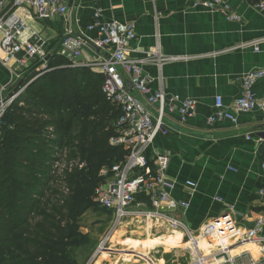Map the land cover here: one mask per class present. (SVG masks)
Instances as JSON below:
<instances>
[{
	"label": "crops",
	"instance_id": "0c3cea01",
	"mask_svg": "<svg viewBox=\"0 0 264 264\" xmlns=\"http://www.w3.org/2000/svg\"><path fill=\"white\" fill-rule=\"evenodd\" d=\"M223 1L240 16V21H228L224 13L197 7L192 0H67L66 17L44 21L30 10L19 9L18 14L29 28L24 39L35 33L38 39L34 44L41 47L45 57L44 61L40 57L29 60L23 69L32 66L31 69L17 76L19 66L3 65L0 52V97L5 89L6 96L10 95L32 71L44 70L47 58L60 49L65 33L89 41L97 38V31L89 30L95 12L101 11L106 21L133 24L136 38L129 45L128 59L142 64L145 74L154 80V89L161 80L168 97L198 103L197 116L185 125L173 124L168 135L155 140L147 157L169 156L167 176L173 186L170 194L189 203V209L180 217L187 231L198 238L204 255L228 249L232 256L249 253L257 258L259 246L249 241L247 234L256 219L264 215V109L237 115L236 124L224 120L210 125L208 118L214 114L217 97L230 105L242 93V77L264 68V12L254 7L258 0ZM158 49L168 59L161 70L152 57ZM94 58L85 49L77 64ZM254 91L258 98L264 95V79L254 86ZM176 119L174 115V122ZM107 212L116 224L115 214ZM225 215L234 222L232 235L203 238L199 231ZM84 216L79 220L81 232L90 241L80 256H90L87 264H148L149 259L155 260L151 257L157 250L170 254L180 251L187 258L186 264L190 263V244L183 228H174L162 219L135 216L122 220L123 229L111 230L109 239L105 236L99 240L87 229L82 231ZM156 262L164 264L160 259Z\"/></svg>",
	"mask_w": 264,
	"mask_h": 264
},
{
	"label": "trees",
	"instance_id": "16d2710c",
	"mask_svg": "<svg viewBox=\"0 0 264 264\" xmlns=\"http://www.w3.org/2000/svg\"><path fill=\"white\" fill-rule=\"evenodd\" d=\"M58 51L0 120V264H77L79 220L128 154L110 142L120 110L102 74Z\"/></svg>",
	"mask_w": 264,
	"mask_h": 264
},
{
	"label": "built area",
	"instance_id": "2783aa9c",
	"mask_svg": "<svg viewBox=\"0 0 264 264\" xmlns=\"http://www.w3.org/2000/svg\"><path fill=\"white\" fill-rule=\"evenodd\" d=\"M192 2L197 7L224 13L228 21H240V16L223 0ZM254 7L264 12V0H258ZM19 9L32 11L40 21L69 14L67 0H0V52L2 64L6 67L12 63L25 67L29 60L40 57L44 61L45 57L41 47L34 44L38 39L35 33L24 39L29 28L18 14ZM94 20L89 30H96L97 38L89 41L67 32L58 52L77 64L84 50L89 49L96 58L82 66L98 68L103 76V93L120 110L115 122L116 136L110 142L122 146L128 154L121 163L103 170L106 182L96 189L92 197L94 205L113 212L117 224L124 219L142 216L162 219L174 228L185 229L190 244L189 264H264V215L256 219L253 229L247 234V239L259 246V257H252L249 253L232 256L228 249H219L209 255L201 252L198 238L187 231L180 217L189 209V203L174 199L170 194L173 186L167 176L169 156L157 154L148 158L146 155L159 136L172 131L173 124L185 125L194 119L198 114V103L178 96L168 97L161 80L159 87L154 89V80L145 74L142 64L128 59L129 45L136 38L133 24L106 21L101 11L95 12ZM152 57L160 70L168 63L159 49L152 53ZM262 79L264 68L246 73L241 79V95L230 105H225L223 99L217 97L214 114L208 118V123L212 125L229 120L236 124L237 115L264 109V95L258 98L254 91V86ZM15 100L13 91L6 97H0V120ZM174 115H177L176 122ZM261 168L264 180V163ZM189 186L194 185L189 183ZM234 231L233 220L225 215L199 232L203 238L215 236L223 239Z\"/></svg>",
	"mask_w": 264,
	"mask_h": 264
},
{
	"label": "rangeland",
	"instance_id": "374dc122",
	"mask_svg": "<svg viewBox=\"0 0 264 264\" xmlns=\"http://www.w3.org/2000/svg\"><path fill=\"white\" fill-rule=\"evenodd\" d=\"M31 67L32 66L25 68V69H23L24 67H19V69H18L19 73H17V76H21L23 73L30 70ZM21 69H23V70L20 72ZM18 71H16V72H18ZM42 71L43 70L37 71V72L32 71L31 73L35 74V73L42 72ZM25 78L26 77H24V79ZM6 93H7V90L5 89L3 91L2 96L3 97L6 96L7 95ZM0 125H1V122H0ZM84 215L85 216L81 220L82 221V228H83L82 231L87 229L90 234H93L95 236L100 237L99 240L105 236H107L106 239L107 238L109 239V237L111 235L110 236H108V235L111 232V230H112V232H114L116 229H117V231L121 230V229H123V227L125 225V223L122 225L121 223L117 224V222L115 224V219L113 218V215L111 213H108L107 211H104L101 208H98V207L91 208ZM140 222L142 223V221H140ZM139 225H140V223H139ZM155 225H156V228L158 229V224H155ZM123 236L126 237L127 235L123 234ZM81 237H82V239L80 240L78 247L74 248L72 251V256L75 259L77 264H87L90 256L88 257V259H82L80 256V251L82 248L89 245L90 238L88 235H86L84 233H82ZM99 245H100V243H99ZM182 255H183V253L180 251L177 252L176 254H170V253H165V252H158V250H157L156 252H154V255H152V257H151L152 259H155V260L149 259L147 261V263L148 264H157L156 261H158V259H160L161 261H163L162 263H164V264H176L177 262L179 264H186L187 258L185 255H183V256ZM134 257H135V255H134ZM131 263L135 264L136 262H131Z\"/></svg>",
	"mask_w": 264,
	"mask_h": 264
},
{
	"label": "water",
	"instance_id": "95a60500",
	"mask_svg": "<svg viewBox=\"0 0 264 264\" xmlns=\"http://www.w3.org/2000/svg\"><path fill=\"white\" fill-rule=\"evenodd\" d=\"M20 84H21V81H19L16 86H19Z\"/></svg>",
	"mask_w": 264,
	"mask_h": 264
}]
</instances>
